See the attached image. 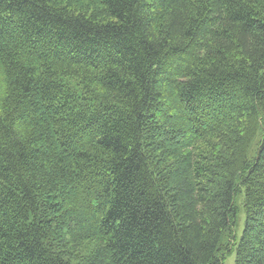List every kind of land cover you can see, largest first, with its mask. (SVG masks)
I'll return each mask as SVG.
<instances>
[{
	"label": "trees",
	"instance_id": "obj_1",
	"mask_svg": "<svg viewBox=\"0 0 264 264\" xmlns=\"http://www.w3.org/2000/svg\"><path fill=\"white\" fill-rule=\"evenodd\" d=\"M234 249L264 264V0H0V264Z\"/></svg>",
	"mask_w": 264,
	"mask_h": 264
},
{
	"label": "rangeland",
	"instance_id": "obj_2",
	"mask_svg": "<svg viewBox=\"0 0 264 264\" xmlns=\"http://www.w3.org/2000/svg\"><path fill=\"white\" fill-rule=\"evenodd\" d=\"M237 202L238 204L241 203V198L238 197L237 198ZM244 222H245V215L242 211H240V213L238 214V219H237V225H236V228H235V235H236V238L237 240H239L241 234H242V231L244 229ZM235 256H236V251L235 249L232 251V253L228 254L224 261H223V264H234V261H235Z\"/></svg>",
	"mask_w": 264,
	"mask_h": 264
}]
</instances>
